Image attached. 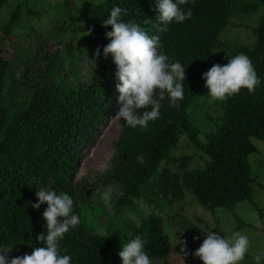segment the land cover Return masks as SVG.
Masks as SVG:
<instances>
[{"label":"trees","instance_id":"obj_1","mask_svg":"<svg viewBox=\"0 0 264 264\" xmlns=\"http://www.w3.org/2000/svg\"><path fill=\"white\" fill-rule=\"evenodd\" d=\"M245 1L188 0L181 8H190L191 18L182 23L173 21L166 32H158L157 26L163 27V23L158 21L157 0H100L95 5L82 0L69 14L68 23L75 24L73 30L80 27L83 34L89 29L92 32L77 36L83 52L73 53L64 61L74 69L85 58L83 63L90 74L73 86L51 75L59 59V48L53 52L43 50L39 68L17 74L12 68L8 72L11 57L0 53V247L12 248L9 260L44 246L37 236L47 234L42 217L47 204H41L39 209L31 206L38 202V188L44 186L58 194L66 192L73 199V213L78 214L80 222L59 241L61 254L70 255L72 264H113V241L91 232L81 216V208L89 200L112 207L111 203L104 205L102 191H98L100 185L122 193L114 205L131 197L161 209L172 200L179 201L186 189L204 210L231 209L245 200L259 211L250 198L249 185L254 179L248 155L257 150L250 138L264 140V5L257 23L250 28L251 43L227 46L220 39L234 10H257L254 2ZM115 6L125 10L120 17L123 22L139 24L150 36H159L169 63L182 64L186 71L184 98L175 107L165 94L160 101L159 118L150 120L147 127L133 128L121 118L118 135L111 142L113 151L108 167L95 172L96 180L92 183L86 178L74 180L73 168L80 148L95 126L120 108L117 66L110 53L104 55V47L110 42L106 33L112 28L102 23ZM60 7L67 11L64 3ZM18 11L17 3L0 33L8 36ZM78 22L81 26L76 27ZM97 48L99 56L95 55ZM240 53L251 59L261 81L259 86L252 93L242 88L238 94L214 102L217 115L204 112L212 128L199 126L191 116V108L201 105L198 97L204 90L199 88L205 82L202 74ZM216 55L222 58H215ZM26 61L30 62V58ZM7 79L9 85L5 84ZM17 85L26 88L25 95L21 91L17 93L18 99L4 97V91L9 95ZM151 107L137 109V113L150 111ZM182 140L186 147L198 152L199 167L187 165L193 154L170 152ZM141 156L143 163L137 159ZM259 188L264 191V185L259 184ZM140 216L138 224L119 220L128 231L121 245L139 235L147 241L144 250L149 257L168 264L169 247L159 213ZM188 231L198 237L200 246L203 239L195 228L189 225Z\"/></svg>","mask_w":264,"mask_h":264},{"label":"rangeland","instance_id":"obj_2","mask_svg":"<svg viewBox=\"0 0 264 264\" xmlns=\"http://www.w3.org/2000/svg\"><path fill=\"white\" fill-rule=\"evenodd\" d=\"M82 0H3L0 5V32L8 23V17L14 5L18 3V19L14 22L7 35L0 33V53L4 57H11L9 70L12 68L14 74L21 73L24 69H37L42 62L44 51L53 52L59 48V59L56 60L51 75L55 79L65 81L71 86L78 81H84L89 76L86 71L84 58L77 64L76 68H71L65 64V58L79 51L83 52L81 41L76 40L78 35L83 34L79 30V22L76 24L78 30H73L75 24L68 23L69 14L78 6ZM100 0H87L89 5H95ZM245 1V0H244ZM257 5V10L253 12L234 10L229 18V25L220 34V39L225 41L227 46L248 45L253 41L250 28L254 26L260 16V11L264 5V0H247ZM246 2V1H245ZM61 3L65 7H60ZM81 26V25H80ZM78 31V32H77ZM59 41V45H57ZM62 43V47H60ZM44 50V51H43ZM224 57V52L222 53ZM221 57L220 55H216ZM30 58V62L26 59ZM222 58V57H221ZM23 61L21 64H16ZM84 62V63H83ZM227 64L224 63L221 65ZM9 85V80L5 81ZM204 89L199 95L198 101L201 105L191 108V116L199 126L206 129L212 128V123L206 120L204 112L214 116L218 113V107L208 95V88L205 82L199 86ZM25 95L26 88L18 85L12 90L10 100L18 99V92ZM119 109L111 111L106 115L100 124L96 125L90 138L79 150L75 166L73 168V179L79 180L86 178L89 182H94L95 172L106 169L109 165L108 160L112 154L113 147L111 142L116 139L121 119L115 114ZM9 112V110H7ZM256 147V152L248 155L250 175L254 179L250 183V198L256 204L259 211H256L247 201L243 200L234 204L231 209L215 208L212 211L202 209L195 198L186 189H183L182 198L179 201L172 200L163 208H153L144 203L141 199L129 197L126 202L115 204V199L119 198L120 192L111 186L100 185L98 191H104L107 187L113 189L110 197V205L105 208L93 200L87 201L81 208V216L85 225L93 233L103 234L113 241L114 261L113 264H122L119 252L122 250L121 241L128 235V231L121 225V220L126 222L138 221L140 215L149 212L159 213L161 217L162 231L169 252L166 257L168 264H203V261L193 255L197 248L196 239L188 231L191 225L204 240L208 231H213L221 237L231 236L234 232H241L249 237L250 247L241 264H256L253 254L264 251V191L259 188V184L264 185V140L250 138ZM180 142V141H179ZM172 149L174 155L193 154L190 166H200L201 160L196 155L198 152L185 146L182 140ZM144 194L147 192L144 190ZM148 196V195H147ZM103 201V200H102ZM104 202V201H103ZM104 205H107L104 203ZM235 215V216H234ZM120 220V221H119ZM241 222V223H239ZM189 224V225H188ZM240 224V225H239ZM238 225V226H237ZM237 226V227H236ZM186 240L189 255L183 256L180 252L181 244L177 239ZM176 244V245H175ZM151 259V258H150ZM152 264H163L161 261L151 259ZM264 264V259L260 261Z\"/></svg>","mask_w":264,"mask_h":264},{"label":"clouds","instance_id":"obj_3","mask_svg":"<svg viewBox=\"0 0 264 264\" xmlns=\"http://www.w3.org/2000/svg\"><path fill=\"white\" fill-rule=\"evenodd\" d=\"M188 0H157L156 7L160 13L158 21L163 27L157 26L158 32H166L167 25L175 21L182 23L192 16V10L185 11L181 5ZM125 10L119 6L113 7L109 17L103 20V25H111L112 30L106 33L110 42L104 47V55L110 53L117 66L115 73L119 80L116 88L119 92L120 108L115 116L123 118L127 125L147 127L150 120L159 118L160 101L165 94L170 98L171 105L179 107L178 101L184 98L183 81L186 79L185 68L179 61L169 63V57L163 53V45L158 35H149L139 24L123 22L120 17ZM89 29L83 35H91ZM95 55L99 56V48ZM208 95L213 100H224L238 94L242 88L249 93L255 91L260 84L251 59L243 53L231 56L225 65L214 64L202 74ZM158 97V98H157ZM150 111L137 113V109ZM143 163V157H137ZM36 192L38 202L32 207L39 209L43 203L47 204L42 213L46 221L47 234L41 233L37 240L43 242V247H36L31 254L13 257L9 260L10 246L0 247V264H72V257L61 254L59 241L79 222L78 214L73 213V199L66 192L59 194L48 186L39 187ZM113 189L106 188L102 192L105 204H110ZM122 195V193H120ZM139 221H137V224ZM198 239V237H194ZM146 240L139 235L122 245L119 256L122 264H152L149 255L144 250ZM182 245L180 252L189 255L187 242L180 238L176 244ZM175 244V245H176ZM250 247L249 237L241 232H234L231 236L221 237L208 231L202 244L193 253L203 264H239L245 258ZM264 259V251L253 254L256 264Z\"/></svg>","mask_w":264,"mask_h":264}]
</instances>
